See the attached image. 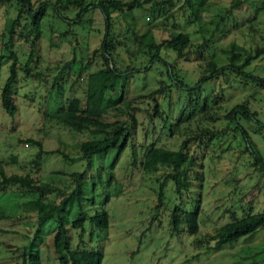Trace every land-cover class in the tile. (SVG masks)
<instances>
[{
  "label": "rangeland",
  "instance_id": "rangeland-1",
  "mask_svg": "<svg viewBox=\"0 0 264 264\" xmlns=\"http://www.w3.org/2000/svg\"><path fill=\"white\" fill-rule=\"evenodd\" d=\"M30 1L36 7L50 0ZM138 1L141 5L130 12L114 10L109 14V38L119 42L115 44L116 64L120 69L130 65L139 69L138 73L127 74L121 103L122 111L134 115L138 127L130 130L129 141L115 162L111 164L114 153L110 152L84 168L77 145L89 137L67 131L48 117L71 97H77L79 105H83L87 75L100 66L97 52L92 54L101 41L99 16H91L95 30L85 27L87 31L62 36L63 30L75 31L69 22L72 11H64L63 22L49 15L42 22L26 67L31 33L28 27H22L23 16L13 28L7 48L16 57L17 77L12 94L16 111L8 116L0 106V166L5 175L27 174L35 183L46 184L51 192L43 196L44 200L56 203L73 188L75 179L82 177L77 174L82 172L85 178L80 180L81 213L85 219L80 238L79 230L68 225L66 229L71 248L99 249L100 264H264V226L217 251L211 250L219 226L229 220L230 214L240 217L248 210L259 212L264 208V168L253 163V156L264 163V129L253 120L235 116L234 122L246 133L244 143L234 122L229 123L227 117L233 106L242 105L248 107L252 119L264 123V0H203L201 4L196 0V21L184 0ZM13 8L12 4L0 5L3 55L7 54L3 48L6 21L15 15ZM219 14L222 18L213 29ZM171 31L187 33L189 39L179 58L168 49L159 50L161 59L171 65L174 79L190 87L203 71H209V63L225 66L232 56L234 68L242 67L246 60L242 69L262 78V85L226 69L203 85L198 94V90L187 92L174 87L165 75V67L146 64L149 55L143 52L144 46L136 45L146 34L158 43L167 39ZM72 58L79 65L71 63ZM8 65L9 60H3L0 88ZM122 111H113L106 119L123 120ZM188 113L186 119L179 120L181 114L186 117ZM144 133L147 137L140 145ZM28 139L37 142L43 151L57 152L35 158L38 148ZM183 141L187 155L192 157L187 174L184 173L185 187H175L167 178L173 172L170 166L143 169L147 142L175 150ZM58 153L73 162L63 161ZM159 184L161 203L154 209ZM34 197V192L15 186L0 191V264H20L21 247L36 228L35 214L26 204ZM195 197L199 199L198 229L189 236L182 220L172 228L170 212L174 205L187 210L194 205ZM102 210L107 215V227L99 230L87 216ZM76 212L72 208L66 217L69 219ZM54 227L51 221L43 224L41 264H58L50 244ZM199 253L201 256L195 258Z\"/></svg>",
  "mask_w": 264,
  "mask_h": 264
},
{
  "label": "trees",
  "instance_id": "trees-1",
  "mask_svg": "<svg viewBox=\"0 0 264 264\" xmlns=\"http://www.w3.org/2000/svg\"><path fill=\"white\" fill-rule=\"evenodd\" d=\"M195 1L196 0H184L186 8L189 14L193 17L194 21L199 20V17L196 13L197 5L195 4ZM198 1L199 4L203 2V0ZM5 4H12L15 11V15L6 21L5 26L7 40H5L3 43V48L6 49L7 54L3 55L0 53V67L3 60H9L7 76L0 88V106L4 113L8 116H12L16 111V108L12 102V94L14 90V83L16 82L17 69L15 67L16 57L14 52L9 50L7 47L9 46L13 35V28L15 25L19 24L20 17L23 16L22 27H28L27 30L31 33L28 58L24 64L26 67L34 53V42L37 38L39 39L41 34L42 22L46 21L48 15L54 16L59 21L63 22L65 19V17H63V12L72 11L73 15L72 18L69 19V22H71L70 24H72L75 31L73 33L71 30V32H68V30H63L60 33L62 36L71 33L74 35L76 34L75 32L77 30H80L79 32L87 31L85 30V27H91L95 30L91 16H93L94 13L99 16V23L102 27L101 41L98 48L92 51V54H96L97 52V55L100 59V66L94 72L87 75V85L83 93V105H79L80 99L77 97H71V99H69L65 105L59 106L56 108V110L49 113L48 117L51 118L56 124L61 125V127L65 128L67 131L75 134H86L89 137L88 139L79 142L77 145L79 159L85 161L84 168H89L94 159H102L110 152L114 153V156H111L110 162L111 164L115 162V160L118 158V155L126 147L129 141L130 130H135L136 127H138L134 115L128 113L127 110L122 111L121 103L123 102V91L127 74L138 73L139 69L133 65H130L127 68L124 66L123 69H120L116 64L118 62L117 55L114 54L115 44H119V42H112L109 38V32H111L112 24L109 14L114 10H117L121 13L130 12L133 8H137L141 5L140 1L132 0L128 3H124L119 2L118 0H98L94 3H86L84 0H50L43 1L36 7H33L30 0H0V5ZM88 15H90V17L87 18ZM216 18L217 19L214 21L213 29L218 26L220 22L219 20L222 17L219 14L216 15ZM50 28L51 27H49V30ZM188 43L189 39L187 33L171 31L168 34L167 39L161 40L158 43L155 42V40H153L149 34H146L141 39H139L138 42H136V45L138 48H142V46H144L145 51L143 52L149 55L146 64L155 63L165 67V75L173 83V86L176 88H184L187 90V92L198 90V94L203 85L220 76L226 69L231 70L234 74L239 75L244 79L250 80L257 85H262V78L254 77L242 69L243 66L247 64L246 60H244L242 67L240 66L234 68L231 65L232 56L229 57L230 63L225 66L214 67L209 63V71H203L204 73L200 75V77H198L195 83H193V85L190 87L182 83L180 80L174 79L171 72V65L161 59L159 56V50L162 48L168 49L173 52L177 58H179L182 56L183 48L188 46ZM70 62L79 65L78 61H74L73 58ZM130 62L133 61L130 60ZM86 67L87 66L84 68L86 69ZM148 68V66H145V69ZM24 71L26 74L27 70ZM57 89L58 88L56 87L55 90ZM118 110L124 113L123 120L117 118L111 120L106 119L108 114ZM252 115L253 114L248 111V107L235 105L228 111L227 117L229 123L231 124L234 122V117L236 116L242 119L253 120L260 128L264 129V123H258V121H256L254 118L252 119ZM188 116L189 113L186 117L181 114L179 120L182 121V117L183 119H186ZM233 126L238 129L242 141L246 143L247 136L244 130L237 122H234ZM149 132H154V130H150ZM146 137L147 135L144 133L142 140L139 143L140 145L142 144L144 138L146 140ZM27 141L38 148L35 158H39L40 155H50L57 152L56 150L43 151L37 142L30 139ZM147 143L145 145L147 148L143 155V169L148 171L155 169L159 165L170 166L173 172L166 175L167 178L173 182L175 187H185V181L183 179L184 173L186 172L187 174L188 168L192 163V157L188 156L187 152L185 151V141L181 142L179 148L175 150L160 148L153 145L152 143ZM133 149L134 148H132V151L130 152V155L132 156ZM60 155L63 158V161L73 162L65 160L66 158H69L68 156L62 154ZM253 158L254 164L264 168V163L259 158L256 156H253ZM183 166H186V169L180 171ZM100 169L101 167L99 166L98 171ZM70 174L72 176H76V173ZM82 174V172L77 174V177H82L78 178L79 180L75 179V181L73 179V188L67 193L65 197L61 198L60 201L56 203L54 200H44L43 196L46 193L51 192L46 184L35 183V181L27 174L5 175L0 166V191L4 190L6 187L15 186L30 192H34L35 194V197L29 199L26 204L35 214L36 228L31 239L26 245L21 247L20 264H41L39 257V244L42 240L41 232L43 224L48 221L55 223L50 244L58 264H100L102 255L99 249H87L76 246L71 248L68 232L66 229V226L68 225V227L71 229L79 230L78 239L80 238L82 223L85 219L81 213L82 185L80 184V180L85 178ZM161 197L162 185L159 184L157 188L156 204L154 209L160 206ZM105 201H107V198H105ZM193 202L194 205L189 207L187 210L181 211L179 207L174 205L170 212V222L172 228L175 229V227L182 220L185 232L189 236L195 235L197 232V218L200 213L198 208L199 199L197 198ZM72 208H76L77 212L70 216L71 219H68L66 214L68 215V212ZM87 217L88 221L95 228L100 230L107 227V215L103 210L100 212H95L93 215H89ZM263 226L264 208L259 212H250V210H248L240 217H235L234 214H230L229 220L219 226L211 250L217 251L224 245H230L238 239L252 234ZM199 256H201V253L197 254L195 258H198Z\"/></svg>",
  "mask_w": 264,
  "mask_h": 264
}]
</instances>
